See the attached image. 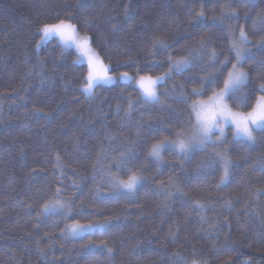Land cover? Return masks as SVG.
<instances>
[{"label":"trees","instance_id":"16d2710c","mask_svg":"<svg viewBox=\"0 0 264 264\" xmlns=\"http://www.w3.org/2000/svg\"><path fill=\"white\" fill-rule=\"evenodd\" d=\"M59 20L91 38L111 75L155 79L192 62L158 85V103L133 84L88 96L78 52L42 42ZM241 28L249 80L228 104L247 113L264 94V0H0V264H264V130L254 144L228 129L189 156L150 155L192 129ZM217 153L231 161L223 184ZM132 174L135 190L116 185ZM57 200L64 211H44ZM77 223L103 227L70 238Z\"/></svg>","mask_w":264,"mask_h":264},{"label":"snow or ice","instance_id":"6c2138e0","mask_svg":"<svg viewBox=\"0 0 264 264\" xmlns=\"http://www.w3.org/2000/svg\"><path fill=\"white\" fill-rule=\"evenodd\" d=\"M202 17L203 13H199ZM42 33V42L47 41L52 37H59L66 47L75 46L82 54L87 55L88 74L86 82L83 86V92L88 96L94 94L93 90L101 85L112 84L115 78L108 75V68L104 65L100 56L94 52L91 45V38L87 35L79 36L77 26L66 22L65 20H59L56 23L44 24L40 28ZM248 37L243 28L239 30V37L233 38L231 41V50L235 53V63L231 64L230 70L227 71V75L223 76L222 84L219 85L218 91H213L210 100L211 104L200 106L199 110L196 106L193 107V112L196 113L197 121L194 126V132L188 139L183 138L178 134L177 140L171 142L172 145L179 150L182 154H188L196 148H204L208 144L213 143L212 135L219 133L218 140L223 142V124H233L236 128V136L241 137L249 142H254L255 137L253 132L256 129L264 128V94L257 98L255 107L250 112L241 113L234 112L228 104L230 99H233L241 89L246 86L249 80V74L243 70V61L245 54L247 53ZM39 47V46H38ZM211 59L213 62L218 60L215 52L212 53ZM171 60V58H170ZM79 62V59L78 61ZM191 59L187 57H180L169 65V73L176 72L182 73L186 68L191 65ZM221 67L230 63L225 59L221 61ZM215 67V63H213ZM169 73H165L155 79L151 77H141L138 81L139 87L142 92V98L144 103H158L160 100L157 94V85L170 78ZM120 79L130 80L131 77L127 73H121ZM219 77H204L200 83L202 86H216L218 84ZM259 90L264 93V82L259 84ZM193 93L199 95L197 89H193ZM131 108V104L129 105ZM210 113V114H209ZM170 142L167 140L159 141L152 145L150 155L159 159L161 151L168 147ZM217 157L222 161L223 175L221 176V183L223 184L229 175V168L231 167V161L224 153H217ZM140 177L136 174H132L124 181H116L118 187L127 189L129 192L135 190L139 183ZM58 208H66V205L57 200L53 204H45L44 211H55ZM96 227H103V225H96ZM93 225H80L73 224L67 226L66 231L70 235H79L82 232L90 231ZM111 251V249H109Z\"/></svg>","mask_w":264,"mask_h":264},{"label":"rangeland","instance_id":"374dc122","mask_svg":"<svg viewBox=\"0 0 264 264\" xmlns=\"http://www.w3.org/2000/svg\"><path fill=\"white\" fill-rule=\"evenodd\" d=\"M71 47H73L77 52H78V55H79V62L80 63H83V64H85V65H87L88 66V63H87V55H85V54H82L80 51H78V49L73 45V46H71ZM90 47H91V45H90ZM91 49H92V47H91ZM93 50V49H92ZM94 51V50H93ZM95 52V51H94ZM245 58H246V54H245ZM245 60V59H244ZM187 69V68H186ZM185 69V70H186ZM174 72V71H173ZM169 73V72H168ZM171 73H169V75H170ZM108 75H110V76H112V77H114L115 78V81H114V83H112V84H108V85H101V86H98V87H110V86H113V85H116V84H119V83H121V84H133L140 92H141V89H140V87H139V84H138V81L140 80V78L141 77H139V78H136V77H134V76H132V75H130V74H128V76L129 77H131L132 79H130V80H127V81H125V80H122V79H120V75L121 74H119V75H111V74H109L108 73ZM157 87H158V85H157ZM141 94H142V92H141ZM157 94H158V89H157ZM212 103V101L210 100V98L208 99V100H203V101H198L197 103H195L194 104V106H196L197 107V109L199 110V108H200V106H202V105H206V104H211ZM210 114V113H209ZM194 117H195V123H194V126H195V124H196V121H197V116H196V113L194 112ZM194 126L192 127V129L190 130V131H187V132H185V133H182V134H180L183 138H185V139H188V138H190L191 136H192V134H193V132H194ZM221 126L223 127V140L225 139V137L227 136V133H228V129H232L233 130V133H234V136H235V138L236 139H240V140H243V141H245V142H248V143H250V144H254L255 143V140H254V142H249V141H247V140H245V139H243V138H241V137H238V136H236V128H235V126L233 125V124H231V123H229V124H223V122H221ZM261 130H264V128H262V129H256L254 132H253V136L255 137V133L257 132V131H261ZM218 135H219V133H216V134H213L212 135V141L213 142H219L220 140H218ZM168 142H170L169 143V145H168V147H166V148H164L162 151H161V153H160V158L159 159H157V158H155V157H153L154 159H156V160H160L161 159V156H162V153L164 152V151H166V150H173V151H176V152H178V153H180L179 152V150L177 149V148H175L173 145H172V143L171 142H173V141H176L177 140V138L176 139H166ZM211 144V143H210ZM209 145V144H208ZM207 145V146H208ZM206 146V147H207ZM206 147H204V148H196V149H194L193 151H191V152H189L188 154H186V156H189V155H191L192 153H194L195 151H198V150H202V149H205ZM180 154H182V153H180ZM183 155H185V154H183ZM228 178H229V175H228ZM228 178H227V180H228ZM227 180L225 181V182H227ZM224 182V183H225ZM127 190V189H126ZM61 210H65V208H58L57 210H56V212H60ZM100 229V227H96V226H93V228L90 230V231H86V232H82V233H80L79 235H75V236H73V235H70L69 233H68V236L70 237V238H79V237H81V236H84V235H86V234H91V233H93L94 231H96V230H99Z\"/></svg>","mask_w":264,"mask_h":264}]
</instances>
